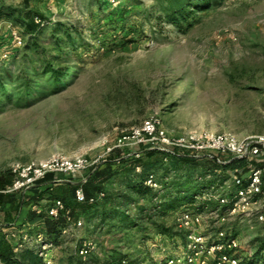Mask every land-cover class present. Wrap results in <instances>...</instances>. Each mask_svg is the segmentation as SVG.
I'll return each instance as SVG.
<instances>
[{"label":"rangeland","instance_id":"374dc122","mask_svg":"<svg viewBox=\"0 0 264 264\" xmlns=\"http://www.w3.org/2000/svg\"><path fill=\"white\" fill-rule=\"evenodd\" d=\"M154 1L0 0V12L9 21L0 29V76L10 84L12 95L0 112V180L12 178L15 163L46 160L57 154L98 161L91 170L104 167L119 150L121 158L135 166L148 148L108 149L152 116L161 118L162 129L172 139L203 130L233 132L240 139L264 135V0H226L196 15L192 27L158 23L150 17ZM13 9L22 17L9 15ZM29 15L42 26L34 36L25 26ZM55 26L69 28L81 47L67 48L58 57L53 36L63 40L66 36L62 30L55 32ZM13 29L25 37L21 49L11 40ZM32 40L41 52L48 51L56 67L69 68L71 74L62 79V85L50 76L42 77L29 99H22L23 74L29 67L32 74L31 66L35 67L30 57L41 72L43 68L44 57L26 51ZM176 153L196 155L182 149ZM136 169L141 172V167ZM89 170L71 177V182L83 188L94 175ZM122 178H113L107 190L117 188ZM57 188L46 195L30 193L38 200L32 201L31 208L25 203L19 213L16 210L12 222L28 226L29 212L46 210L52 203L48 196ZM216 206L214 209L227 212V205ZM92 213L76 206L75 216L67 211L54 219L70 217L85 223L52 248L54 264H115L109 260L114 250L129 255L131 264H167L187 253L191 230L207 237L205 245L216 242L218 232L225 230L238 240L241 248L236 256L247 264L255 253L256 240L264 237V224L255 216L226 221L205 216L185 231L179 227L176 212L159 220L172 228L171 236L152 227L146 233L110 235L107 229L93 231L86 219ZM28 231L34 237V230ZM22 235L6 236L18 253L35 246L30 238L23 241ZM84 240L96 248L81 263L77 252ZM22 241L25 244L20 248Z\"/></svg>","mask_w":264,"mask_h":264},{"label":"trees","instance_id":"16d2710c","mask_svg":"<svg viewBox=\"0 0 264 264\" xmlns=\"http://www.w3.org/2000/svg\"><path fill=\"white\" fill-rule=\"evenodd\" d=\"M226 0H155L153 9L150 12L154 14V20L166 22L172 25H186L192 27L195 17L199 13L206 12L212 8L219 7ZM9 15L22 17V14L13 9ZM2 15V12H0ZM27 33L34 36L42 28L41 25L33 21L29 15L28 22L25 25ZM64 31L66 38L54 37L55 51L58 57L67 48L76 49L81 47L69 28L55 26V32ZM55 35V34H54ZM27 52H33L43 56L42 72L38 68L36 61L32 57V63L35 67L32 74H29L30 67L25 70L24 86L20 92L22 99H29L32 95V89L38 84L42 77L50 76L57 85H62V79L71 74L69 68L56 67L53 60L49 57L48 51L42 50L36 40H32L26 46ZM28 58V56H25ZM41 58H39L40 60ZM38 61V60H37ZM11 86L6 78L0 76V112L3 110L4 103L12 99L10 93ZM119 150H116L110 160L104 165L95 166L89 172L94 171L92 179L88 184L83 185V190L88 199L97 197L100 193H105V197L99 199L96 203H78L75 199L76 190L79 185L73 182H54V175L50 174L47 178L38 183V186L44 187L42 193L48 194L53 187H58L55 193L49 194L48 198L52 200H62L73 216L76 214V206L85 210H93L92 214L87 216V223L93 227V231L98 232L101 229H107V234L124 235L132 231L146 233L149 228H155L159 234L171 236L172 228L166 226L165 222L159 220L165 219L170 213L179 212L183 207L203 210L207 202L198 200L205 191L212 187H222L229 183L228 189L223 193L224 197L233 198L237 185L230 174L235 169H241L242 173L247 172L251 167L247 161L233 160L226 165L218 164L206 157H196L189 154H174L166 156L159 150L143 151V155L138 159L134 166L130 160L121 158ZM120 157V158H118ZM118 158V159H117ZM120 160V161H119ZM119 166L123 167L118 170ZM137 166L141 167V172L137 171ZM98 167V168H97ZM97 168V169H96ZM117 175L123 176L119 186L107 190L106 185ZM0 180V190L6 191L12 184L13 175ZM150 177H154L161 188L156 189L148 186L146 183ZM27 192H6L8 203L16 205L17 213L21 206L30 203V208L35 200ZM2 197V196H1ZM41 197H39V200ZM19 200V204L17 202ZM43 200V198H42ZM33 201V202H32ZM159 201V202H158ZM49 205V206H51ZM210 207L215 208L220 205L219 202H210ZM23 208V207H22ZM43 212V213H42ZM38 212H29V223L37 224V231L45 234V242L53 246H58L62 240V232L66 226L65 218L54 220L48 216L47 209ZM15 219V217H14ZM12 226L21 228L22 226L11 222ZM216 242L212 244H218ZM83 245L80 242L79 250ZM82 263V257H80ZM127 260L131 264L129 255L122 254L114 250L113 256H110V262H120ZM84 260V259H83ZM251 262L247 264L264 263V237L256 240V250ZM0 261L2 264H43L35 249H25L20 253L16 252L11 242L6 239V234L0 233Z\"/></svg>","mask_w":264,"mask_h":264},{"label":"built area","instance_id":"2783aa9c","mask_svg":"<svg viewBox=\"0 0 264 264\" xmlns=\"http://www.w3.org/2000/svg\"><path fill=\"white\" fill-rule=\"evenodd\" d=\"M115 2L116 0H108ZM9 23L6 17L0 15V29ZM11 40L16 48H23L25 37L18 29H13ZM7 56V55H6ZM127 146H144L151 150H161L169 155H174L175 150H187L196 157H206L221 165H226L233 160H244L249 165L255 163L247 174H243L241 169H235L231 174L237 185V191L233 198L223 196L228 189L229 183L222 187H212L198 197L199 201L207 202L201 212L200 209H190L183 207L178 212L177 219L179 227L187 229L195 224H200L205 216L220 218L226 221L229 217H252L255 216L257 221L264 224V135L248 136L240 139L233 132L216 133L203 130L197 133H190L186 136L172 139L166 131L162 129V120L158 116H152L147 119L141 126L134 127L130 132L121 135L114 147L109 148L111 152L115 148H124ZM139 155V154H138ZM98 161L91 162L85 156H76L69 158L57 154L46 160L34 161L27 164L15 163L11 168L13 175V184L5 192H27L34 188L39 182L45 180L48 175H54V182L63 183L71 182V177L87 172L90 167ZM153 188H159V184L154 177H150L146 183ZM105 193H100L97 197L88 199L83 188H78L75 193V199L78 203H96L99 199L104 198ZM219 202L227 205L226 213L219 208L210 207V202ZM253 207H255L253 209ZM42 210H38L41 213ZM67 212L66 205L62 200H55L47 208L48 216L58 219L61 213ZM84 221H73L70 217L66 218V226L62 235L71 234L77 229L84 226ZM29 228L20 231L15 226L6 230L5 226L0 224V233L6 234L10 238H18L22 235L23 241L28 239L34 240V249L40 257L43 264H54L51 254L54 247L45 242V234L37 231L28 236ZM189 233V232H188ZM189 235L192 240L187 246V253L183 258H173L168 260L167 264H178L186 261L187 264H241V258L236 254L241 248L238 240L228 234L225 230H220L217 234L218 244H203L207 237L196 236L194 232ZM21 242L19 247L23 248L25 242ZM201 243V244H199ZM96 244L89 240H84L79 256L87 260L95 251ZM210 256V257H209ZM115 264H128L127 260L116 262Z\"/></svg>","mask_w":264,"mask_h":264},{"label":"crops","instance_id":"0c3cea01","mask_svg":"<svg viewBox=\"0 0 264 264\" xmlns=\"http://www.w3.org/2000/svg\"><path fill=\"white\" fill-rule=\"evenodd\" d=\"M55 179V177H54ZM14 180V178H13ZM13 180H12V184H13ZM11 184V186H12ZM10 186V187H11ZM44 190V187L41 186H35L34 188H32V190L30 191V193L35 192V191H40L42 192ZM6 193L5 191H1L0 190V224H2L3 226H5L6 230L12 228V218L15 217V212H16V207L15 205L11 206L8 203L9 198L4 194ZM2 196V197H1ZM8 198V200H7ZM29 227L31 231L37 229V224H28V226H22L21 228H18L20 231H23L25 228ZM18 250V249H15ZM20 252V251H19Z\"/></svg>","mask_w":264,"mask_h":264}]
</instances>
